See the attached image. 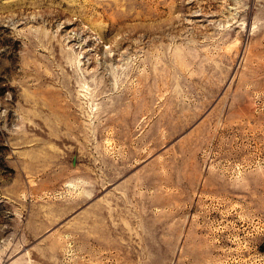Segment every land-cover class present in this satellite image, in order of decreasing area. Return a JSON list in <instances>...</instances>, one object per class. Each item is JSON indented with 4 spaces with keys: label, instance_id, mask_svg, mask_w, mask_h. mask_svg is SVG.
<instances>
[{
    "label": "rangeland",
    "instance_id": "rangeland-1",
    "mask_svg": "<svg viewBox=\"0 0 264 264\" xmlns=\"http://www.w3.org/2000/svg\"><path fill=\"white\" fill-rule=\"evenodd\" d=\"M0 264H264V0H0Z\"/></svg>",
    "mask_w": 264,
    "mask_h": 264
}]
</instances>
